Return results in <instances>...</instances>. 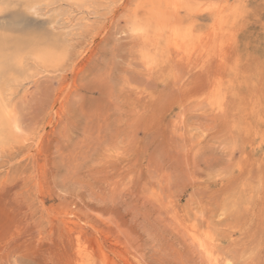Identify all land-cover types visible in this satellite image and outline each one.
I'll return each instance as SVG.
<instances>
[{
    "label": "rangeland",
    "instance_id": "obj_1",
    "mask_svg": "<svg viewBox=\"0 0 264 264\" xmlns=\"http://www.w3.org/2000/svg\"><path fill=\"white\" fill-rule=\"evenodd\" d=\"M122 3L53 32L27 0H0V58L52 38L68 48L16 101L24 135L11 130L0 157V264H78L77 244L92 264H204L171 206L211 224L222 258L264 264V0ZM220 11L226 66L164 62L166 23L205 34ZM214 82L226 101L211 113Z\"/></svg>",
    "mask_w": 264,
    "mask_h": 264
},
{
    "label": "bare ground",
    "instance_id": "obj_2",
    "mask_svg": "<svg viewBox=\"0 0 264 264\" xmlns=\"http://www.w3.org/2000/svg\"><path fill=\"white\" fill-rule=\"evenodd\" d=\"M61 1H64L66 3L74 2V0H61ZM158 1H162V3L164 4L165 8L171 9L172 12H174L175 8L178 5L177 2L179 0H158ZM33 2H36V1L35 0H27V4L33 3ZM90 2H92V3H101L100 0H90ZM201 7H203V6H201ZM201 7H199V8H201ZM222 7H224V6H222ZM222 7H220V8H222ZM225 7L227 8L226 5H225ZM234 7H235V5H234ZM181 8H182V6H181ZM217 8H216V10H217ZM212 9H213V6H212ZM205 10H206V8H205ZM221 13L222 12L220 11V14ZM195 14H196V12H195ZM214 15L215 14H213V16ZM227 20L228 19H227L226 16H223L222 14H221V16L218 15V17L215 20V22L213 21L214 24L210 27V29L208 27L209 30L207 31V33L199 34V35H194L193 30L190 27L183 28V27H179L177 24H174L173 22L166 23L164 25V27L161 29V34H162V36L165 39L164 40L162 38L164 40V43H165L164 44L165 45V52L163 53L164 56H163L162 59H164V62H166V63H168V62L169 63L177 62V63L185 64L186 67H188V68L189 67L191 68V66L197 67L200 63L206 62L205 60L208 57L210 59L215 58L217 60V62H219L220 64H224L226 62V56H227L226 43L228 41L227 39L229 38V34H230L229 30H231V29H228V21ZM134 26H136L137 28H140L137 24H135ZM131 31H132V28H131ZM158 34L160 35V33H158ZM142 36L143 35L141 34V37ZM152 37H154L153 39H155L154 35ZM3 40H5V39H3ZM0 41H2V40H0ZM69 42H70V40H69ZM153 43H154V40H152V44ZM156 43H157V41H156ZM156 43H155V45H156ZM158 43H159V41H158ZM47 44H48V42H46V43L45 42L44 43H37V42L35 43L34 42V43H32V46H31L30 49H28L26 51L19 50V51H17V54L15 56H29V55L35 56V55L43 53V54H45L46 59L48 61V65H47V67H46L44 72L46 73L47 70H49V69L57 70V67L54 66V64L52 62L53 61V56L51 54L46 53ZM0 45H3V44L0 43ZM59 47L63 48L61 46H59ZM159 49H162V47L159 48ZM163 50H164V48H163ZM163 50H162V52H163ZM172 52H173L174 55L171 56ZM160 55H161V53H160ZM197 58H200L201 60L198 61ZM197 61H198V64H196ZM143 63H144V61H143ZM153 64H156V63H154L150 59H147V65H149L151 67V65H153ZM225 66H223V67H225ZM149 70H150V68H149ZM29 71H31V69ZM40 74H41V72H37L35 74V78L40 76ZM220 83L219 82H217V83L214 82V84L212 85L214 89L212 91L211 90L209 91V92H211V94L208 92L210 95L206 98V107L211 113L212 112H214V113L215 112H221L225 108L224 102L226 100H225L223 91L221 89ZM67 86L68 85H64V87L62 89L63 93L67 89ZM204 100H205V98H204ZM4 124H5V141L7 143L9 140H11V139L13 140V138H15V137H14V135L11 132L12 129L8 126L9 125V120H8L7 116L4 117ZM24 139H26V138H24ZM24 139H21V143H23ZM183 157H185V156H183ZM164 191H165V189H164ZM170 213L172 215L174 223L183 232V234L185 235L186 239L192 245L193 249H195L197 251V253L202 257V259L204 260V264H234L229 258H227V257L222 258V255L219 253V250L215 246L216 239L214 237V233H213V229H212L211 224L206 219L205 220L202 219V216H200V213L198 211H194L192 214H188V215L185 216V214L183 215L180 210L176 209V207H172L171 206L170 207ZM65 216H70V213H66ZM67 219H68L67 221H70V218H67ZM76 248L78 249L77 250V253H78L77 255H79L77 257L78 258L80 257L79 261H78V264H92V262H93L92 258L85 254V250L81 247V245L77 244ZM86 251H87V249H86Z\"/></svg>",
    "mask_w": 264,
    "mask_h": 264
},
{
    "label": "snow or ice",
    "instance_id": "obj_3",
    "mask_svg": "<svg viewBox=\"0 0 264 264\" xmlns=\"http://www.w3.org/2000/svg\"><path fill=\"white\" fill-rule=\"evenodd\" d=\"M26 10L34 16L48 19L52 17L54 22L50 23L53 32L61 30L60 25L67 20L68 24H79L78 18L87 16L91 18L97 15L98 12L111 13L113 9L119 10L123 7L122 0L119 3H113L112 0H107L104 3H92L90 0H74L71 3H62L61 0H36V2L24 5ZM87 9V11H85ZM82 27V25H80ZM67 27V25H65ZM134 34L143 31L142 28L132 26ZM70 37H64V43L67 45ZM68 48H60L57 39L52 38L48 40L46 53L53 56V64L59 67L67 58ZM48 65L45 54H38L35 56H12L5 54L0 58V157H4L6 152L14 150L15 142L9 140L5 141V124L4 117L7 116L9 120V127L15 133H21L20 118L18 115V105L16 101L20 94L24 92L35 78L37 72L45 71ZM31 69V71H29ZM30 139H24V144L35 143V137L38 135V130L28 134ZM231 148V146H229ZM38 191V188H37ZM8 264H13L10 259ZM15 264H25L22 260H16ZM244 264H249L244 261Z\"/></svg>",
    "mask_w": 264,
    "mask_h": 264
}]
</instances>
